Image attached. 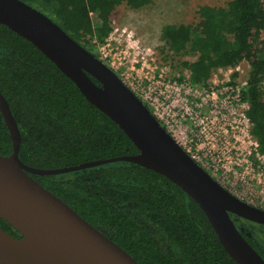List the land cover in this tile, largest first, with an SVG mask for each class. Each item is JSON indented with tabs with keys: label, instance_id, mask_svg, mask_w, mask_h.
I'll return each instance as SVG.
<instances>
[{
	"label": "trees",
	"instance_id": "obj_1",
	"mask_svg": "<svg viewBox=\"0 0 264 264\" xmlns=\"http://www.w3.org/2000/svg\"><path fill=\"white\" fill-rule=\"evenodd\" d=\"M23 1L52 18L97 57V44L104 43L113 29L112 12L124 3L138 10L152 2ZM198 13L196 24L165 25L162 39L175 54L189 51L198 56L183 62L194 85L208 86L220 67H236L243 61L250 64L241 97L250 103L252 132L264 153V0L205 4ZM237 77L234 73L232 82ZM0 90L19 124L20 158L29 166L52 169L139 153L124 130L90 103L51 59L2 23ZM12 152L13 142L0 110V154ZM30 174L140 264H238L199 204L152 169L119 161L61 175ZM242 221L249 232L243 235L264 258V236L248 227L252 221ZM0 226L16 237L23 236L1 217Z\"/></svg>",
	"mask_w": 264,
	"mask_h": 264
},
{
	"label": "water",
	"instance_id": "obj_2",
	"mask_svg": "<svg viewBox=\"0 0 264 264\" xmlns=\"http://www.w3.org/2000/svg\"><path fill=\"white\" fill-rule=\"evenodd\" d=\"M0 23L51 59L139 149L137 154L72 166H29L20 158L19 124L0 90V110L13 142L10 155L0 154V217L23 235L16 237L0 226V264H140L30 174L61 175L119 161L139 164L169 178L199 204L225 250L238 264H264L262 255L231 216L264 225V208L232 193L191 158L112 67L23 0H0Z\"/></svg>",
	"mask_w": 264,
	"mask_h": 264
},
{
	"label": "rangeland",
	"instance_id": "obj_3",
	"mask_svg": "<svg viewBox=\"0 0 264 264\" xmlns=\"http://www.w3.org/2000/svg\"><path fill=\"white\" fill-rule=\"evenodd\" d=\"M229 1L231 0H152L149 5L138 10L132 9L126 3L121 4L111 14L113 29L118 28V34L111 40L97 44L96 51L100 58L112 65L120 76L139 91L147 104L151 106L155 97L161 95L159 103H163L168 114L177 122L174 130L179 128L181 121L183 128L189 130L200 121H205L208 129L206 133L212 141L213 135L219 131L218 127L221 129L223 126L222 119L220 118L221 122L216 119L217 124L213 126L210 122L213 119L212 108H205L200 113L197 103L201 99L198 98L199 92H195V88L188 85L182 88L180 84L178 90L173 87L174 81L179 78L187 83L190 71L184 67L183 62L194 61L198 56L189 51L182 54L171 52L162 39V30L168 24H196L200 19L198 9L201 5L226 6ZM123 29L128 31L123 33ZM128 33H132L130 39ZM262 37L264 38V31ZM241 69L239 82L247 79L251 70L246 61L241 63ZM217 83L221 85V81ZM173 101L176 106L172 104ZM168 114L164 115V119L169 120L171 125L173 120ZM208 147L215 149L218 145L212 141ZM262 189L254 188L247 193L237 190L234 194L248 203L264 208ZM235 222L242 233L249 235L247 228L242 226V219H236ZM252 223H248V227L251 226L250 228L264 236V225Z\"/></svg>",
	"mask_w": 264,
	"mask_h": 264
},
{
	"label": "built area",
	"instance_id": "obj_4",
	"mask_svg": "<svg viewBox=\"0 0 264 264\" xmlns=\"http://www.w3.org/2000/svg\"><path fill=\"white\" fill-rule=\"evenodd\" d=\"M127 31V29H123V33ZM118 32V28L112 29L106 41L115 38ZM131 36L132 33H128L129 39ZM94 42L98 43L97 40H94ZM101 59L103 60V58ZM241 63L236 67H220L213 74L208 86L194 85L190 80V76L187 83H183L184 80L179 78L173 84V87L177 90L180 84L182 88L188 85L191 88H195V92H199L198 98L201 101L197 103V108L200 110V113L205 108H212L213 119L211 121L209 119L206 120L210 121L213 126L217 124L216 119H222V131L218 127L219 131L212 137V141L218 145L215 149L208 147V144L212 141L206 133L208 129L205 121H200L198 125H194L190 130L183 128L181 121L179 128L174 130L173 127L177 126V122L168 114L169 112H167V108L163 107V103H159L161 95L155 97L151 106L148 105L154 110L153 114L156 118L191 158L228 190L232 193H236L237 190L247 193L252 192L254 188L262 187L263 192L264 153L261 151L258 139L252 132L254 124L248 115L250 103L243 101L241 97L242 90L248 85L249 79L248 77L242 82L238 81L240 72L242 71ZM111 67L113 68L112 65ZM234 73H238L235 83L232 82ZM120 77L144 101L139 91L135 90L134 86L130 82H127L122 75ZM219 81H221V85L217 83ZM170 82L171 80H169V84ZM218 86L221 87L218 88ZM144 103L147 104L145 101ZM172 104L176 106L174 101ZM186 112H188V109H186ZM165 114H168L171 120H173L171 125L169 120L164 119ZM188 114L190 115V113ZM211 168L213 169L211 170Z\"/></svg>",
	"mask_w": 264,
	"mask_h": 264
},
{
	"label": "flooded vegetation",
	"instance_id": "obj_5",
	"mask_svg": "<svg viewBox=\"0 0 264 264\" xmlns=\"http://www.w3.org/2000/svg\"><path fill=\"white\" fill-rule=\"evenodd\" d=\"M104 62H105V61H104ZM108 65H109V64H108ZM110 67H111V65H110ZM112 69H113V68H112ZM113 70L116 71V73H117L118 75H120V73H119L117 70H115V69H113ZM233 215H235V214H233ZM237 217H238V218H241V219H245V218H242V217H239V216L235 215V217H234L235 220L238 219ZM235 220H234V221H235ZM248 221H250V220H248ZM243 222H244V221H243ZM254 223H255V222H254Z\"/></svg>",
	"mask_w": 264,
	"mask_h": 264
}]
</instances>
